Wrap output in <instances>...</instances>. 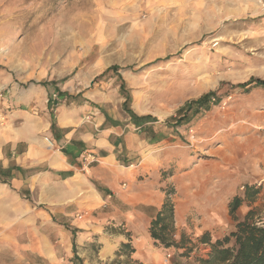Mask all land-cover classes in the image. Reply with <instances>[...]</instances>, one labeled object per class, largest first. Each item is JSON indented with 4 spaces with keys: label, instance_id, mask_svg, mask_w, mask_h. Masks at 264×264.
I'll return each instance as SVG.
<instances>
[{
    "label": "crops",
    "instance_id": "0c3cea01",
    "mask_svg": "<svg viewBox=\"0 0 264 264\" xmlns=\"http://www.w3.org/2000/svg\"><path fill=\"white\" fill-rule=\"evenodd\" d=\"M229 1L233 17L254 16L264 29V0ZM31 76L20 84L0 73V264H115L125 242L137 264H198L179 254L197 247L206 257L209 246L198 237L222 238L252 208L243 211V202L236 221L229 214L241 175L232 151L193 153L190 145L177 149L172 134L146 137L158 120L131 110L106 82ZM249 123V162L254 170L261 162L264 172V114ZM184 133L195 138L192 128ZM167 186L174 189L172 237L189 235L185 247L165 248L149 232Z\"/></svg>",
    "mask_w": 264,
    "mask_h": 264
},
{
    "label": "rangeland",
    "instance_id": "374dc122",
    "mask_svg": "<svg viewBox=\"0 0 264 264\" xmlns=\"http://www.w3.org/2000/svg\"><path fill=\"white\" fill-rule=\"evenodd\" d=\"M233 6L229 0H0V73L20 84L31 75L80 86L106 82L131 110L158 120L146 137L172 134L177 149L235 153L241 167L236 195L243 196L264 173L247 154L249 119L264 114V90L229 87L264 79V29L254 16L233 17ZM111 66L117 71L91 80ZM217 90L221 99L208 110H180ZM118 109L125 115V106ZM191 128L195 138L189 139L184 131ZM257 189L256 199L242 207L251 206L254 219L264 216V188ZM199 250L179 256L194 260ZM113 263L137 264L127 256Z\"/></svg>",
    "mask_w": 264,
    "mask_h": 264
},
{
    "label": "trees",
    "instance_id": "16d2710c",
    "mask_svg": "<svg viewBox=\"0 0 264 264\" xmlns=\"http://www.w3.org/2000/svg\"><path fill=\"white\" fill-rule=\"evenodd\" d=\"M117 69L116 66L108 67L99 77L110 70L117 71ZM255 87L264 89V79L250 78L246 82L231 85L229 88L232 90L242 88L244 92H248ZM218 90H220V88H218ZM218 90L206 92L197 99L186 102L180 110H187L193 107H195L196 110H208L211 104H217L220 101L221 97L218 95ZM183 117H185V115ZM258 193V189L254 186H246L243 196L236 195L230 200L228 209L233 220H237L235 213L241 204L245 201L253 202ZM173 194V187L166 189L164 203L156 217L151 221L149 228L150 235L155 243L165 248L185 247L189 242V239L184 234H182L178 240L172 237L175 232ZM253 212L254 209L251 208L246 213L244 219L238 220L234 225V229L225 234L222 238L212 241L208 232L198 237L201 243L209 246V251L206 257H197V263L264 264V219H262V217L254 219ZM187 249L191 251V249ZM133 251L134 249L131 244L125 242L120 245L115 254L117 256L130 257ZM73 260H75V262L76 260L80 262L77 256H74Z\"/></svg>",
    "mask_w": 264,
    "mask_h": 264
},
{
    "label": "built area",
    "instance_id": "2783aa9c",
    "mask_svg": "<svg viewBox=\"0 0 264 264\" xmlns=\"http://www.w3.org/2000/svg\"><path fill=\"white\" fill-rule=\"evenodd\" d=\"M264 5V4H263ZM55 96V95H54ZM256 188H264V173L263 175L256 181L255 183ZM170 257V255H167V259Z\"/></svg>",
    "mask_w": 264,
    "mask_h": 264
}]
</instances>
